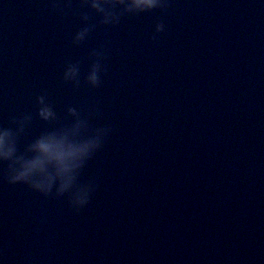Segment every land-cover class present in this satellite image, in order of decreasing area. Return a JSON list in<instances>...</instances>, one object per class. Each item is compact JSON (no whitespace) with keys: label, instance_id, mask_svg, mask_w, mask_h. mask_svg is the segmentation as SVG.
<instances>
[{"label":"water","instance_id":"95a60500","mask_svg":"<svg viewBox=\"0 0 264 264\" xmlns=\"http://www.w3.org/2000/svg\"><path fill=\"white\" fill-rule=\"evenodd\" d=\"M165 3L103 25L82 0H0V126L18 154L69 108L103 130L82 207L0 164V264H264V0Z\"/></svg>","mask_w":264,"mask_h":264},{"label":"clouds","instance_id":"9594fccd","mask_svg":"<svg viewBox=\"0 0 264 264\" xmlns=\"http://www.w3.org/2000/svg\"><path fill=\"white\" fill-rule=\"evenodd\" d=\"M82 4L95 13L103 25H114L122 16L150 13L167 6L165 0H82ZM162 30L163 25L158 24L156 31ZM87 35L88 29L85 28L75 34L72 42L78 45ZM96 56V62L91 64L85 77V82L93 88L99 85L102 71L100 54ZM79 75V66L69 64L63 71L62 79L65 82L78 81ZM35 114L46 124L56 118L52 105L44 95L37 97ZM67 114L71 118L67 126L46 131L35 138L28 145L25 155H19L17 151L19 130L0 126V164L7 165L8 184L26 185L44 197L55 188L57 197L67 195L70 204L82 207L87 202L88 189L86 186L75 188V181L86 161L101 146L103 130L89 133L86 121L80 118L75 108H69ZM25 123L27 118L20 121L21 126Z\"/></svg>","mask_w":264,"mask_h":264}]
</instances>
